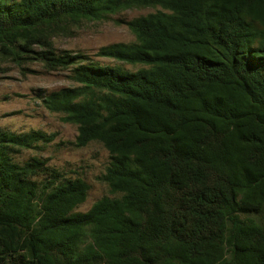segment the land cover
<instances>
[{"label": "trees", "instance_id": "1", "mask_svg": "<svg viewBox=\"0 0 264 264\" xmlns=\"http://www.w3.org/2000/svg\"><path fill=\"white\" fill-rule=\"evenodd\" d=\"M133 6L131 43L57 51L53 37ZM68 70L40 91L76 125L73 144L109 153L112 196L21 149L40 130L0 128V264H264V0H0V58Z\"/></svg>", "mask_w": 264, "mask_h": 264}, {"label": "rangeland", "instance_id": "2", "mask_svg": "<svg viewBox=\"0 0 264 264\" xmlns=\"http://www.w3.org/2000/svg\"><path fill=\"white\" fill-rule=\"evenodd\" d=\"M159 7L133 6L108 15L101 20H82L70 26V31L59 32L52 39L57 51L86 55L99 65L119 66L136 71L141 65H131L95 55L102 46L131 43L135 36L125 21L145 16ZM70 71L46 70L38 61L18 63L11 58H0V128L21 133L40 130L54 135L50 143L40 142L36 148L21 149L14 160L23 164L32 157L46 159L47 165L68 178L81 177L89 185L85 201L76 211L85 212L104 195L112 196L109 187L98 177L109 162L108 151L98 142L76 147V125L62 122L60 113L48 111L39 93H49L74 86Z\"/></svg>", "mask_w": 264, "mask_h": 264}]
</instances>
